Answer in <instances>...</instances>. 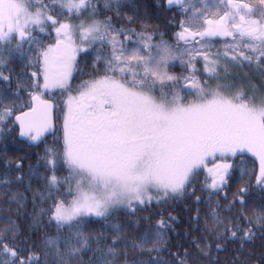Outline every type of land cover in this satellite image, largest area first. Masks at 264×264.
Listing matches in <instances>:
<instances>
[{"label": "snow or ice", "instance_id": "1", "mask_svg": "<svg viewBox=\"0 0 264 264\" xmlns=\"http://www.w3.org/2000/svg\"><path fill=\"white\" fill-rule=\"evenodd\" d=\"M155 7L0 0V264H264V0Z\"/></svg>", "mask_w": 264, "mask_h": 264}, {"label": "trees", "instance_id": "2", "mask_svg": "<svg viewBox=\"0 0 264 264\" xmlns=\"http://www.w3.org/2000/svg\"><path fill=\"white\" fill-rule=\"evenodd\" d=\"M130 2L132 3H136L138 5H140V11L141 12H144L145 10H147L150 14L153 15V19L150 21V23H152L153 25H160L161 28L160 30L161 31H166L167 29L164 28V19L161 18V19H156L155 18V15H157V9H156V5L160 2V0H130ZM125 11H129L128 9H125ZM111 13H109L110 15ZM172 15V13H169V17ZM176 29H173V31H175ZM167 38V37H166ZM78 68L80 69V71H77V72H74V75H73V79L71 81V83L73 84V86H76V85H79L83 80H87L89 79L90 77L88 75H86V73L90 72L92 70V67H91V63H88V64H84L83 62H81L79 65H78ZM172 71L176 72V73H180L182 71L181 68L179 67H176L174 69H172ZM55 95L57 96L58 99L60 98H63L65 99L66 98V95L64 97H60V93L59 91L57 90V92L55 93ZM49 142H51V137H49ZM7 145L8 147V151H9V155L10 156H19V155H23V151L22 149L25 148V146L23 144H21L19 142V140H17L16 142H13L12 140V137H9L7 141L4 142V144H0V150H3L4 148V145ZM42 147L41 146V150H42ZM29 151H34V150H29ZM250 156H246L245 157V160L247 161L249 159ZM33 164H35L36 160H35V156L32 157V161H31ZM233 163H236V161H233ZM201 179H203V177H201ZM235 190V189H233ZM143 215H147L148 213L145 212V213H142ZM23 227V225H22ZM259 246H260V241L258 240L256 242V250L259 251ZM224 255V254H222Z\"/></svg>", "mask_w": 264, "mask_h": 264}, {"label": "rangeland", "instance_id": "3", "mask_svg": "<svg viewBox=\"0 0 264 264\" xmlns=\"http://www.w3.org/2000/svg\"><path fill=\"white\" fill-rule=\"evenodd\" d=\"M74 75V74H73ZM73 94H75L74 92H73ZM66 99V98H65ZM249 156H250V154H249Z\"/></svg>", "mask_w": 264, "mask_h": 264}]
</instances>
